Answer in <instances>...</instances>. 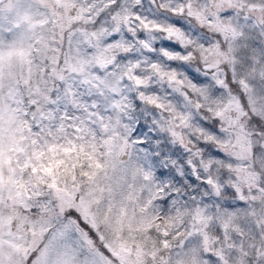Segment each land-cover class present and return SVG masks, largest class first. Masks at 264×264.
<instances>
[{"label":"snow or ice","instance_id":"obj_1","mask_svg":"<svg viewBox=\"0 0 264 264\" xmlns=\"http://www.w3.org/2000/svg\"><path fill=\"white\" fill-rule=\"evenodd\" d=\"M0 264H264V0H0Z\"/></svg>","mask_w":264,"mask_h":264}]
</instances>
